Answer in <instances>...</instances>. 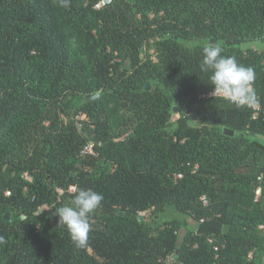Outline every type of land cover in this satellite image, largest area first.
Wrapping results in <instances>:
<instances>
[{"label":"trees","instance_id":"obj_1","mask_svg":"<svg viewBox=\"0 0 264 264\" xmlns=\"http://www.w3.org/2000/svg\"><path fill=\"white\" fill-rule=\"evenodd\" d=\"M101 1L0 0V264H261L264 0ZM212 39L255 69L256 117L206 96ZM74 186L104 195L83 248L56 215Z\"/></svg>","mask_w":264,"mask_h":264},{"label":"clouds","instance_id":"obj_2","mask_svg":"<svg viewBox=\"0 0 264 264\" xmlns=\"http://www.w3.org/2000/svg\"><path fill=\"white\" fill-rule=\"evenodd\" d=\"M62 6H67L60 0ZM224 48L209 42L202 49L200 69L211 72L210 83L214 86L212 95L222 98L236 108L259 110L260 100L255 88L256 72L251 66L240 64L235 56L223 55ZM75 194L70 202L56 208L58 224L66 227L71 240L77 247H86L92 225L90 217L104 200L102 193L78 186L72 188ZM0 236V245L5 244Z\"/></svg>","mask_w":264,"mask_h":264},{"label":"rangeland","instance_id":"obj_3","mask_svg":"<svg viewBox=\"0 0 264 264\" xmlns=\"http://www.w3.org/2000/svg\"><path fill=\"white\" fill-rule=\"evenodd\" d=\"M70 44V50H71V55L73 56L74 60H83L85 57L82 55V53L80 52L78 43L76 42L75 39H72L69 41ZM247 46H252V47H257V48H262L264 47V41L262 40H255L253 42L249 41L245 43V47ZM122 69L125 71H130L131 70V62L130 60H125L122 62L121 64ZM153 87L152 83L150 82V87ZM97 94H100V90L96 92ZM107 105H108V111H109V122L111 125V128L113 130V132H116L118 130V124L120 122V120L125 116V114L127 113L125 111V108L123 106H121L120 104L116 103L115 101L108 99L107 100ZM176 106V111L175 112H179V107L177 105ZM256 113V112H255ZM80 118H85V115H83L82 117L80 116ZM81 127V125H80ZM120 137H117V139H119ZM252 138L259 140L261 142L264 143V135H252ZM48 209V207H44L42 210ZM154 210V208H151L149 210L146 211H142L140 212V216L146 221H150L151 220V214L152 211ZM187 222L189 224H191L194 228L197 226V222L195 219H193L192 217H187ZM182 234H183V230H182ZM261 264H264V257L261 259Z\"/></svg>","mask_w":264,"mask_h":264},{"label":"built area","instance_id":"obj_4","mask_svg":"<svg viewBox=\"0 0 264 264\" xmlns=\"http://www.w3.org/2000/svg\"><path fill=\"white\" fill-rule=\"evenodd\" d=\"M111 1L112 0H102L101 2H100V4H98L97 5V7L99 8V7H101V6H104V5H106V4H109V3H111ZM206 96H208V97H212L213 95H212V91L210 92V93H208ZM261 110V108H259V110H256L255 109V111H256V113H255V117L258 115V113H259V111ZM93 146H94V143L93 142H90V143H88V144H86L85 145V147H84V152H86V153H94V150H93ZM73 188V187H72ZM71 188V189H72ZM260 188H258V190H257V194L259 195L260 194Z\"/></svg>","mask_w":264,"mask_h":264},{"label":"water","instance_id":"obj_5","mask_svg":"<svg viewBox=\"0 0 264 264\" xmlns=\"http://www.w3.org/2000/svg\"><path fill=\"white\" fill-rule=\"evenodd\" d=\"M211 42H215V43H217V40H216V39H212ZM149 87H150V82L147 83L146 88L148 89ZM98 97H99V94H96V95H94V96L88 98L87 101H89V100H94V99H96V98H98ZM174 110H176V107H174ZM227 132H228V131H227ZM230 134L233 135L234 132H233V131H230ZM51 184H52V181H51ZM6 218H7V219L10 218V213H7V214H6ZM227 229H228V226L225 225V227H224V232H226Z\"/></svg>","mask_w":264,"mask_h":264},{"label":"flooded vegetation","instance_id":"obj_6","mask_svg":"<svg viewBox=\"0 0 264 264\" xmlns=\"http://www.w3.org/2000/svg\"><path fill=\"white\" fill-rule=\"evenodd\" d=\"M174 107H176V106H174ZM176 110H177V109H176ZM176 110H175V111H176ZM167 136H168V135H167Z\"/></svg>","mask_w":264,"mask_h":264}]
</instances>
